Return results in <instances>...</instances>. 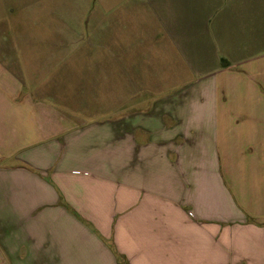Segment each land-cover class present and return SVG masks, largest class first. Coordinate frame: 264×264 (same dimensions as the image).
I'll return each instance as SVG.
<instances>
[{
  "label": "crops",
  "instance_id": "obj_1",
  "mask_svg": "<svg viewBox=\"0 0 264 264\" xmlns=\"http://www.w3.org/2000/svg\"><path fill=\"white\" fill-rule=\"evenodd\" d=\"M19 1L0 264H264V0H129L62 39Z\"/></svg>",
  "mask_w": 264,
  "mask_h": 264
},
{
  "label": "rangeland",
  "instance_id": "obj_2",
  "mask_svg": "<svg viewBox=\"0 0 264 264\" xmlns=\"http://www.w3.org/2000/svg\"><path fill=\"white\" fill-rule=\"evenodd\" d=\"M18 8H23L24 5L29 11H42L43 15H36L32 17L34 19V28L39 26L40 21L44 22V26H51L49 31H52L51 39L64 38L66 37L67 31L71 29L73 31L82 30L81 20L84 18L85 13L89 12L90 9H109L114 10L120 9L119 5L124 3L122 7H130L128 5L129 0H20ZM110 10V11H111ZM20 23H24L25 17L22 16L21 12L18 13ZM17 14V18H18ZM91 18L89 15L88 18ZM28 19V16H27ZM38 19V21H37ZM40 28V27H38ZM46 29V28H45ZM61 32V37L56 33ZM56 35V36H55ZM72 33L70 36H73Z\"/></svg>",
  "mask_w": 264,
  "mask_h": 264
}]
</instances>
